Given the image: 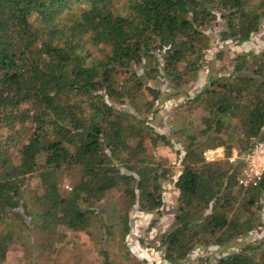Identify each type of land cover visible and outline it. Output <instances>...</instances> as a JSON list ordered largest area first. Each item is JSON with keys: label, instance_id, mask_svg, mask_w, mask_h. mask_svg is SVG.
I'll use <instances>...</instances> for the list:
<instances>
[{"label": "trees", "instance_id": "trees-1", "mask_svg": "<svg viewBox=\"0 0 264 264\" xmlns=\"http://www.w3.org/2000/svg\"><path fill=\"white\" fill-rule=\"evenodd\" d=\"M263 26L264 0H0V264L18 250L14 227L52 237L91 234L98 221L115 237L98 209L115 191L126 240L130 209L160 215L170 180L179 206L161 241L167 262L257 237L256 247L214 263L201 252L193 264H264V180L239 187L243 163L230 162L264 132V47L238 54L227 78L211 74L189 95L213 35L243 44ZM163 80L169 97H185L173 132L183 145L176 177L153 152L173 147L153 125L164 103L153 82ZM218 147L226 158L206 162L204 151ZM34 214L38 223L27 221Z\"/></svg>", "mask_w": 264, "mask_h": 264}, {"label": "rangeland", "instance_id": "rangeland-1", "mask_svg": "<svg viewBox=\"0 0 264 264\" xmlns=\"http://www.w3.org/2000/svg\"><path fill=\"white\" fill-rule=\"evenodd\" d=\"M213 36L214 43L211 49L206 52V65L202 69L198 81L189 87L191 96L208 86L210 77L227 78L232 71V61L235 56L242 53L259 52L264 47V26L251 41L243 44H232L231 42L222 44L218 42L215 35ZM153 84L164 92V103L159 113H156L153 125L157 132L168 135L173 142V147H159L153 152L158 158L168 159V163L172 167V174L176 177L182 171L177 164L176 151L183 150V145L177 137L173 136V132L182 117L180 112H176V109L185 100V97H169L166 94L167 84L164 80L153 82ZM125 109L135 113V110L128 105ZM149 118L153 119V116ZM143 143L152 149L146 138ZM66 185L67 188L71 185L68 180ZM34 196H36V191H27L26 199L29 201L31 213H35L36 210V207L31 203ZM164 200L165 205L160 215L156 212H140L135 207L130 209L132 231L126 240L122 239V230L119 226L125 201L122 199L121 193L116 191L110 192L98 206L103 225L114 226L115 237L107 236L105 227L101 226L98 221L90 227L91 234L61 231L52 237L47 233H42L41 229L35 230L32 234L26 226L14 227L17 232L15 241L18 250L11 255L8 264H172L165 260L161 241L164 235L175 228V215L179 203L178 192L173 180L168 181L165 185ZM31 218L29 216L27 221L38 223L37 215H33V220ZM257 240V237L246 238L244 241L240 239L223 249V252L216 247L201 248L200 251L193 254L192 260L189 262L187 260L179 261L177 264H193L201 252L203 256L210 255L211 262L214 263L222 255L244 251V246H258Z\"/></svg>", "mask_w": 264, "mask_h": 264}, {"label": "built area", "instance_id": "built-area-1", "mask_svg": "<svg viewBox=\"0 0 264 264\" xmlns=\"http://www.w3.org/2000/svg\"><path fill=\"white\" fill-rule=\"evenodd\" d=\"M203 157L208 163L218 162L226 158V150L224 147L210 148L204 151ZM237 160H241L244 166L237 178L238 186L243 189L259 188L264 180V132L242 157L233 150L230 162Z\"/></svg>", "mask_w": 264, "mask_h": 264}]
</instances>
